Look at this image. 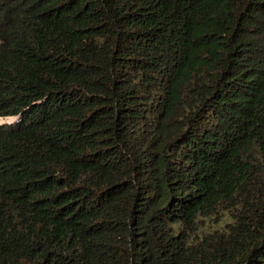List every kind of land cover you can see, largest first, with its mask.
<instances>
[{
    "label": "trees",
    "instance_id": "trees-1",
    "mask_svg": "<svg viewBox=\"0 0 264 264\" xmlns=\"http://www.w3.org/2000/svg\"><path fill=\"white\" fill-rule=\"evenodd\" d=\"M0 264H264V0H0Z\"/></svg>",
    "mask_w": 264,
    "mask_h": 264
},
{
    "label": "rangeland",
    "instance_id": "rangeland-1",
    "mask_svg": "<svg viewBox=\"0 0 264 264\" xmlns=\"http://www.w3.org/2000/svg\"><path fill=\"white\" fill-rule=\"evenodd\" d=\"M11 121L7 119H0V123H10Z\"/></svg>",
    "mask_w": 264,
    "mask_h": 264
},
{
    "label": "clouds",
    "instance_id": "clouds-1",
    "mask_svg": "<svg viewBox=\"0 0 264 264\" xmlns=\"http://www.w3.org/2000/svg\"><path fill=\"white\" fill-rule=\"evenodd\" d=\"M7 120H9V119H7Z\"/></svg>",
    "mask_w": 264,
    "mask_h": 264
}]
</instances>
